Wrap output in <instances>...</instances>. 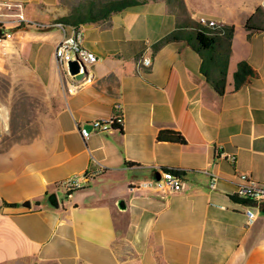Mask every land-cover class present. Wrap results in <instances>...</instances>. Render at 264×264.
Segmentation results:
<instances>
[{
	"label": "crops",
	"instance_id": "crops-1",
	"mask_svg": "<svg viewBox=\"0 0 264 264\" xmlns=\"http://www.w3.org/2000/svg\"><path fill=\"white\" fill-rule=\"evenodd\" d=\"M0 2L37 23L61 15L57 0ZM181 4L148 2L79 27L97 61L89 67L92 83L72 95L61 90L54 57L62 30L25 27L0 14L8 34L0 42V71L13 77L10 66L19 57L11 81L37 101L25 124L38 126L32 140L0 151V264H264V206L234 195L240 174L264 185V30L245 28L257 9L252 24L264 26V0ZM200 18L233 30L220 64L221 95L209 82L219 78L217 66L203 75L186 41ZM176 29L185 31L183 39L155 47ZM143 57L149 66L139 65ZM242 61L256 76L234 91L232 74ZM2 106L0 126H7ZM116 114L121 132L91 130L82 139L80 127ZM161 130L178 132L185 144L159 141ZM98 164L101 173L67 201L59 198L66 194L58 182ZM155 167L185 171L186 189L131 190ZM203 170L220 177L216 190H209ZM52 194L58 208L48 203ZM246 210L256 213L252 224Z\"/></svg>",
	"mask_w": 264,
	"mask_h": 264
},
{
	"label": "built area",
	"instance_id": "built-area-1",
	"mask_svg": "<svg viewBox=\"0 0 264 264\" xmlns=\"http://www.w3.org/2000/svg\"><path fill=\"white\" fill-rule=\"evenodd\" d=\"M7 12L16 16V20L20 22L23 26L29 28H35L39 30L57 27L63 32L61 39L58 41L54 48V57L57 62L59 74H60V85L61 90L64 95L75 94L78 90L82 89L85 85L91 84L93 80V75L91 74L89 67L97 61V57L82 45V33L78 28L68 27L70 33L66 32L67 26H63L60 23H37L24 18L22 13H17L15 6L10 2H0V14ZM199 26H204L208 29L210 33L222 34L223 26L214 20H208L205 18H200L198 22ZM8 37L5 29L2 28L0 21V42L4 41ZM71 61H77L83 67L86 75L81 79H75L74 75H71L68 70V64ZM151 64V59L149 57H143L139 61L140 66L147 67ZM82 73V69L78 74ZM120 104L116 103L114 105L115 110H119ZM117 115V114H116ZM114 115L110 120H99L94 121L89 126H83L79 128V133L83 140H87L91 134V130L99 132H110L114 131L112 125L116 119ZM1 123V115H0ZM217 156L228 160L233 163L235 157L232 155H227L224 152H216ZM105 168L98 164V169L96 171H83L79 174H75L66 179L61 180L57 183L58 187L65 191L66 197L70 198L72 193L83 186H85L91 179L95 178L99 173H101ZM204 174L208 175V188L211 191L216 190L217 183L220 177L215 173H208L206 170L202 171ZM185 171L180 169H163L155 167L152 172V177L149 180L141 182H132L130 184L131 190L144 189L150 191H170V192H182L187 187V182L184 179L183 174ZM158 179H155V176ZM235 196L248 200L249 202L257 205L258 207L264 206V185L259 184L251 177L246 174H240L238 176L237 182L235 183ZM247 224H252L256 219V213L246 210Z\"/></svg>",
	"mask_w": 264,
	"mask_h": 264
},
{
	"label": "trees",
	"instance_id": "trees-1",
	"mask_svg": "<svg viewBox=\"0 0 264 264\" xmlns=\"http://www.w3.org/2000/svg\"><path fill=\"white\" fill-rule=\"evenodd\" d=\"M159 0H85L79 3L74 8L68 10L67 14L57 20L56 23H60L63 26L79 28L87 24L98 23L108 20L113 14L122 12L123 10L146 4L148 2H155ZM167 3L177 2L180 6L181 0H165ZM260 10L257 9L255 14L251 16L245 23V28L248 31L258 32L264 30V26L255 27L252 22L256 16L259 15ZM192 32L188 33L186 38L187 43L201 58V73L205 76H209L206 71L207 68L217 66L219 71V78L216 80L211 79L209 82L213 86V89L221 95L225 85L226 73L220 67V64L225 63L224 59L228 53V45L232 37V28L223 27L222 34L210 33L206 30H202L201 26L195 25L191 29ZM185 31L176 29L171 33L164 36L158 42L155 43V47L159 48L165 44L179 41L183 39ZM219 47V53L216 52V48ZM214 56H217V61L214 60ZM256 76L255 71L244 61L237 64L236 70L232 74L233 85L232 89L237 91L244 84L248 82L250 78ZM114 124L112 125L114 131L121 132L122 130V115L117 114ZM157 139L159 141L175 142L179 144H185L184 138L178 132L171 130H161Z\"/></svg>",
	"mask_w": 264,
	"mask_h": 264
},
{
	"label": "rangeland",
	"instance_id": "rangeland-1",
	"mask_svg": "<svg viewBox=\"0 0 264 264\" xmlns=\"http://www.w3.org/2000/svg\"><path fill=\"white\" fill-rule=\"evenodd\" d=\"M59 12L61 15L58 20L64 17L68 10L74 8L85 0H57ZM50 44L43 46V51L48 54L50 51ZM19 57L16 58L15 64L10 66L11 74L0 71V106L7 114V126H0V151L9 149L11 146L16 144L26 143L32 140L38 131V126H26L28 123L29 113L35 108L37 101L31 99L26 92L21 89L20 85L16 82H12L16 72L19 69ZM21 69V68H20ZM19 69V71H20ZM19 77V75H18ZM22 124V125H21ZM61 200L67 201L66 196L64 197L59 194Z\"/></svg>",
	"mask_w": 264,
	"mask_h": 264
},
{
	"label": "water",
	"instance_id": "water-1",
	"mask_svg": "<svg viewBox=\"0 0 264 264\" xmlns=\"http://www.w3.org/2000/svg\"><path fill=\"white\" fill-rule=\"evenodd\" d=\"M82 69V73L78 74V72ZM68 70L71 75H74L75 79L79 80L82 77L86 75L85 71L83 70V67L79 64L77 61H71L68 64ZM155 179H158V176H155ZM48 203L51 207L58 208L59 207V202L57 199V196L55 194H52L48 197ZM23 207L29 208V202H24ZM264 212V211H262Z\"/></svg>",
	"mask_w": 264,
	"mask_h": 264
},
{
	"label": "bare ground",
	"instance_id": "bare-ground-1",
	"mask_svg": "<svg viewBox=\"0 0 264 264\" xmlns=\"http://www.w3.org/2000/svg\"><path fill=\"white\" fill-rule=\"evenodd\" d=\"M0 111H1V107H0ZM0 115H1V113H0Z\"/></svg>",
	"mask_w": 264,
	"mask_h": 264
}]
</instances>
